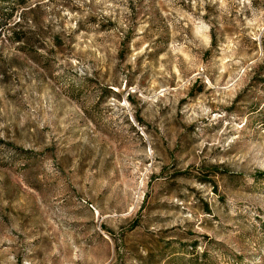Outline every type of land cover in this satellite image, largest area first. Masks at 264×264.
I'll return each instance as SVG.
<instances>
[{"label":"rangeland","instance_id":"obj_1","mask_svg":"<svg viewBox=\"0 0 264 264\" xmlns=\"http://www.w3.org/2000/svg\"><path fill=\"white\" fill-rule=\"evenodd\" d=\"M0 24V264H264V0Z\"/></svg>","mask_w":264,"mask_h":264},{"label":"trees","instance_id":"obj_2","mask_svg":"<svg viewBox=\"0 0 264 264\" xmlns=\"http://www.w3.org/2000/svg\"><path fill=\"white\" fill-rule=\"evenodd\" d=\"M1 25V24H0ZM3 27V26H2Z\"/></svg>","mask_w":264,"mask_h":264}]
</instances>
